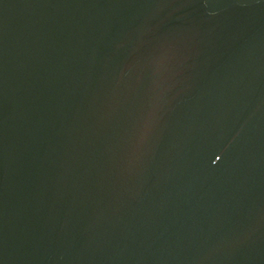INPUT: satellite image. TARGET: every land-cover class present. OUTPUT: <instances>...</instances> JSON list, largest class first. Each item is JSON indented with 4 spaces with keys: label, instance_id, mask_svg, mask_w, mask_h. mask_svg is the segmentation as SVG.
<instances>
[{
    "label": "water",
    "instance_id": "1",
    "mask_svg": "<svg viewBox=\"0 0 264 264\" xmlns=\"http://www.w3.org/2000/svg\"><path fill=\"white\" fill-rule=\"evenodd\" d=\"M0 264H264V0H0Z\"/></svg>",
    "mask_w": 264,
    "mask_h": 264
}]
</instances>
